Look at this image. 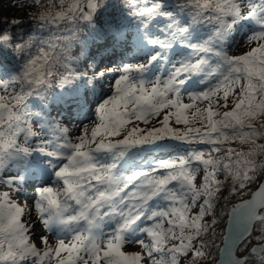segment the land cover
Masks as SVG:
<instances>
[{
  "label": "snow or ice",
  "instance_id": "obj_1",
  "mask_svg": "<svg viewBox=\"0 0 264 264\" xmlns=\"http://www.w3.org/2000/svg\"><path fill=\"white\" fill-rule=\"evenodd\" d=\"M20 4L0 264H264V0Z\"/></svg>",
  "mask_w": 264,
  "mask_h": 264
},
{
  "label": "trees",
  "instance_id": "obj_2",
  "mask_svg": "<svg viewBox=\"0 0 264 264\" xmlns=\"http://www.w3.org/2000/svg\"><path fill=\"white\" fill-rule=\"evenodd\" d=\"M27 11H29L27 4H25L24 6H21L20 0H0V21H3L5 17H12L13 15H15L19 19L27 21V17L23 15ZM22 27H27V24L23 25ZM119 55L120 54L118 53L117 58H119ZM123 55L126 57V60H125L126 62L127 58H130V54L124 53ZM105 79L107 80L108 77H105ZM232 202H235V200L233 199ZM225 219H226V216L224 217V220ZM222 227H224V224H222L220 227L217 228V235L220 234Z\"/></svg>",
  "mask_w": 264,
  "mask_h": 264
},
{
  "label": "rangeland",
  "instance_id": "obj_3",
  "mask_svg": "<svg viewBox=\"0 0 264 264\" xmlns=\"http://www.w3.org/2000/svg\"><path fill=\"white\" fill-rule=\"evenodd\" d=\"M127 62V61H126ZM73 135H75V133H73ZM29 192L31 191V189L28 190ZM24 199V197H20V200L22 201Z\"/></svg>",
  "mask_w": 264,
  "mask_h": 264
},
{
  "label": "water",
  "instance_id": "obj_4",
  "mask_svg": "<svg viewBox=\"0 0 264 264\" xmlns=\"http://www.w3.org/2000/svg\"><path fill=\"white\" fill-rule=\"evenodd\" d=\"M226 219H227V217H226ZM226 219H225V221H226ZM224 226H226V224H224Z\"/></svg>",
  "mask_w": 264,
  "mask_h": 264
}]
</instances>
